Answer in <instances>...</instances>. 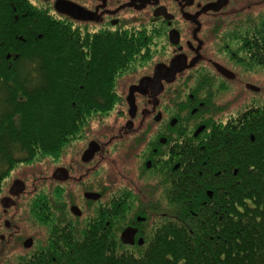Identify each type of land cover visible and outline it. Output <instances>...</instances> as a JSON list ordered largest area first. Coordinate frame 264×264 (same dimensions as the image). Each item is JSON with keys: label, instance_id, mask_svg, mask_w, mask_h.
I'll list each match as a JSON object with an SVG mask.
<instances>
[{"label": "flooded vegetation", "instance_id": "flooded-vegetation-1", "mask_svg": "<svg viewBox=\"0 0 264 264\" xmlns=\"http://www.w3.org/2000/svg\"><path fill=\"white\" fill-rule=\"evenodd\" d=\"M27 1L82 38H130L135 70L130 66L117 88L121 102L110 113L118 117L103 125L99 117L47 159L54 162L45 168L48 176L34 162L20 165L3 184L0 264H11L15 254L54 256L60 232L114 235L129 252L144 247L169 224L171 203L187 196L189 176L212 172L205 159L217 156L224 139L218 133L264 108V75L241 68L264 67V0ZM61 4L71 14L61 12ZM175 62L180 68L172 70ZM221 83L227 86L223 97L216 88ZM133 87L139 91L134 116ZM18 181L23 192L13 191ZM162 193L167 212L157 215ZM207 197H214L212 189ZM127 229L136 230L133 245L123 244Z\"/></svg>", "mask_w": 264, "mask_h": 264}, {"label": "trees", "instance_id": "trees-1", "mask_svg": "<svg viewBox=\"0 0 264 264\" xmlns=\"http://www.w3.org/2000/svg\"><path fill=\"white\" fill-rule=\"evenodd\" d=\"M135 51L126 36L82 38L27 0H0V193L20 165L54 160L120 105ZM237 119L205 159L212 172L189 176L187 196L144 247L60 232L54 256L21 264H264V108Z\"/></svg>", "mask_w": 264, "mask_h": 264}, {"label": "rangeland", "instance_id": "rangeland-1", "mask_svg": "<svg viewBox=\"0 0 264 264\" xmlns=\"http://www.w3.org/2000/svg\"><path fill=\"white\" fill-rule=\"evenodd\" d=\"M133 65H131V67H132ZM247 67H249V70H246L245 68H247ZM241 68L242 69H245V72H252L253 74H255V75H257V74H262V75H264V67H262V68H260V67H255V66H252V65H245V64H241ZM131 70H135V64H134V66L131 68ZM126 73L127 72H125V73H123L122 74V76L124 75H126ZM122 78V77H121ZM216 88H217V90H218V92H219V97H223L225 94H224V92L227 90V86L226 85H224V84H218L217 86H216ZM262 97V96H261ZM254 99V98H253ZM252 99V100H253ZM115 117H118V116H116L115 115V113H113L112 115H111V113H109V114H105L104 116H100V118H101V120H105L104 121V123L103 122H100L99 124H107V123H109L111 120H112V118H115ZM97 120V119H96ZM101 125V126H102ZM97 127V126H96ZM67 146V145H66ZM52 162V163H51ZM37 163H42V166L40 167V168H38V171H44L43 173V177H46V176H48V171H46V166H48V167H50V169H51V166H50V164H54V162L53 161H51V160H47V159H43V160H39ZM54 167H52V169H53ZM37 169L36 168H34L33 169V172L34 171H36ZM45 172L47 173V174H45ZM124 192L126 191V190H123ZM43 192H45L46 194H49V191L48 190H45V191H43ZM109 192V191H108ZM157 197H155V199H156ZM154 199V200H155ZM159 201H161L162 203H163V201L164 202H166L165 200H164V198H163V193L161 194V196H160V199H159ZM163 205L164 206H162V204H160V206L158 205V208H160V212H158L157 213V215H159V214H162L163 213V211L164 212H167V203H163ZM162 209H164L163 211H161ZM172 209H174V207H172V205H170L169 206V211H171L172 212ZM169 213V214H168ZM167 214L170 216V218L172 217L171 216V214H170V212H167ZM151 232V230H149L148 231V233H150ZM18 254H15L14 256H12V260H11V264H17V261H18V264H21V262H22V259L23 258H18L19 256H17Z\"/></svg>", "mask_w": 264, "mask_h": 264}, {"label": "water", "instance_id": "water-1", "mask_svg": "<svg viewBox=\"0 0 264 264\" xmlns=\"http://www.w3.org/2000/svg\"><path fill=\"white\" fill-rule=\"evenodd\" d=\"M46 1H49V0H46ZM61 6H62V8L63 9H61V8H59V6H58V8H59V10L61 11V12H63V13H66V14H71L70 13V7H69V5L67 6L66 4H61ZM180 62H175L173 65H172V67H171V69L172 70H177L178 68H180ZM164 71H166V70H164ZM161 73V71L159 72V74ZM177 72H175L174 73V76H175V74H176ZM226 73H228V74H230V72H226ZM224 74V73H223ZM226 75V74H225ZM231 75V74H230ZM159 76H161V75H159ZM147 81H149V80H144V81H142V83H141V85L142 84H146L145 82H147ZM151 82V81H150ZM249 88H252V86H249ZM138 90V88L137 87H133L132 89H131V91H130V96H129V102H130V105H131V108H132V110H133V116H134V114H135V112H136V107H135V104H134V93L136 92ZM256 91H257V89H256ZM137 92H139V91H137ZM89 152H91V150H89L87 153V155L86 156H88L90 153ZM17 184H15L14 185V187H13V191H14V189H19L20 190V192H23L24 190H25V185L23 184V182H21V181H18V182H16ZM13 193V192H12ZM210 194V196L212 195V193H209ZM135 234H136V230H133V229H127L125 232H124V234H123V236H122V241H123V244H125V245H133L134 244V236H135ZM139 244L140 245H142L143 244V240H140V242H139Z\"/></svg>", "mask_w": 264, "mask_h": 264}]
</instances>
